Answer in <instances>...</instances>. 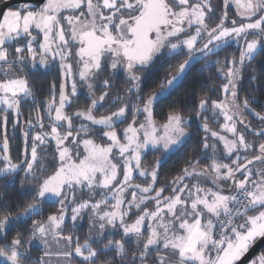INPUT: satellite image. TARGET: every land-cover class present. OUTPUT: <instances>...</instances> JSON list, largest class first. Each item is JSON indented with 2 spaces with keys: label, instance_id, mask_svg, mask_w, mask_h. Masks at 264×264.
<instances>
[{
  "label": "snow or ice",
  "instance_id": "snow-or-ice-1",
  "mask_svg": "<svg viewBox=\"0 0 264 264\" xmlns=\"http://www.w3.org/2000/svg\"><path fill=\"white\" fill-rule=\"evenodd\" d=\"M221 2L218 10L213 0H43L15 8L5 0L0 264H239L264 239V112L239 88L244 69L264 53V0ZM233 43L238 56L220 59ZM53 68L61 77L58 98L52 82L41 110L33 87ZM209 68L222 83L201 85L207 91L189 101L194 115H185L187 103L177 105L174 95L194 69ZM147 69L163 71L145 89ZM120 74L122 90L115 87ZM78 84L88 103L69 112ZM29 98L37 107L24 121V146L14 160L9 113L16 128ZM165 104L158 121L155 110ZM189 141L196 153L157 187L162 166L185 155ZM50 143L45 164L41 153ZM148 152L156 154L151 165L143 163ZM140 178L144 183L135 182ZM9 189L17 198L6 201ZM49 203L57 210L35 219ZM85 216L82 240L75 229ZM249 264H264V251Z\"/></svg>",
  "mask_w": 264,
  "mask_h": 264
},
{
  "label": "trees",
  "instance_id": "trees-1",
  "mask_svg": "<svg viewBox=\"0 0 264 264\" xmlns=\"http://www.w3.org/2000/svg\"><path fill=\"white\" fill-rule=\"evenodd\" d=\"M237 55L238 56V46L234 45V43L231 45V47H226L223 51L219 53V58L223 59L226 55ZM213 60L217 59L216 56L212 58ZM199 68V65L196 66ZM218 67V66H217ZM253 69L255 71H253ZM163 69H161L159 72L155 71L154 69H147L144 72V77L146 78L145 83V89H147L150 86H153V81H155L158 76L162 73ZM215 69L209 68L206 69L203 74H198L196 72V69L193 70V73L189 74L188 80L185 82V85L182 89H180L175 95L174 99L177 102V105H184L187 103V109L184 110L185 115H194L192 112V109H194L195 105L193 103H190L189 101L197 99L198 95L202 92H206L207 88H202L201 85L205 83L213 84V83H222L221 80H218L216 76L214 75ZM108 75L107 71L101 74V79L105 78ZM209 75H212V80H208ZM255 76V80L252 79V77ZM61 77L59 76V73L57 69H53L49 72V74L46 77L41 78L39 75L36 78V82L33 87V91L35 92L36 99L38 102H40L41 110H42V103L43 100L46 97H49L50 95V84L52 82H55L57 85V98L59 93V83H60ZM83 88V90H80L78 95L74 97V103L71 108L67 109L69 112L74 111L76 108L79 107H85L88 101L85 99L86 88L80 86ZM115 87L117 89H123L125 87L124 84V77L123 74H120L116 80H115ZM240 88V96L243 98L244 96L251 93L253 97H255L256 103H252L251 107L255 109L258 112H264V53H261L260 55L256 56V58L251 62L250 65H248L243 72L242 80L239 84ZM101 90H97V93H99ZM122 94V93H121ZM216 96L213 95V99H215ZM251 99V97H249ZM36 105H34L31 101V98H29L27 101H22L21 104V112L22 115L20 117V123L16 128H13V115L9 113V120L7 124V132L9 136V147H10V153L13 156L14 160L18 157L19 153L22 151L24 146L23 141V135L21 129L26 128V125L24 121L28 119L29 115H34L36 110ZM169 106L165 104L164 106H158L155 110V119L158 121H162L168 111ZM103 111V109H101ZM246 119H248L254 126L258 123L254 117L248 113L245 114ZM140 119H143V117H140ZM46 122V118H45ZM47 123V122H46ZM78 123V121H77ZM199 121H196L192 124V127L190 128V131L193 133L197 130V124ZM125 125H121L120 128L122 129L125 127ZM214 128L216 125H212ZM38 130V129H37ZM202 135V133H201ZM0 139H2V129H0ZM30 139V138H29ZM195 139V137H194ZM249 140L254 139L252 136L248 137ZM194 141H189V145L186 148V154L181 155L180 153H177L174 155L171 159L167 161L166 164L162 166L160 169V184L157 185L159 187L162 185L166 180H170L172 176L176 175L180 168L184 166V162L187 159L188 155H193L196 153V149L192 146ZM54 147V143H50L48 151L42 152L41 155L43 157V162L45 164H48V160L51 157L52 154V148ZM155 153L148 152L147 155L144 157L143 163L145 165H151L155 158ZM52 171L51 166L49 165V173ZM22 174V173H21ZM136 183H144L143 179H137L135 181ZM16 187H19V179L16 180ZM10 196L5 197L6 201L9 199L17 198V192L15 189H9ZM86 198V197H85ZM99 198V197H97ZM24 200H29V196L23 197ZM58 208V205L56 204H46L44 206V213L40 217H34L35 219H41L46 218L47 214L56 211ZM31 221H29V224ZM71 230V226L69 225V229ZM88 231V221L87 217L80 221V224L75 229V234L80 236L81 239L86 236ZM25 236L27 237V233H25ZM115 239H120V236L114 237ZM129 251H131V247L129 246ZM264 251V248L261 249V252ZM32 255L39 256L40 250L39 248L33 247L32 248ZM72 264H79V258H75L72 261Z\"/></svg>",
  "mask_w": 264,
  "mask_h": 264
},
{
  "label": "water",
  "instance_id": "water-1",
  "mask_svg": "<svg viewBox=\"0 0 264 264\" xmlns=\"http://www.w3.org/2000/svg\"><path fill=\"white\" fill-rule=\"evenodd\" d=\"M18 2H27L32 4L33 0H7V7L12 6L13 4ZM42 2L43 0H38L35 4L33 3L32 5L39 6ZM4 5H5V1L0 3V10L4 9ZM263 248H264V239H260L249 249V252L245 254V256L242 258L239 264H247L250 260L256 257Z\"/></svg>",
  "mask_w": 264,
  "mask_h": 264
},
{
  "label": "flooded vegetation",
  "instance_id": "flooded-vegetation-1",
  "mask_svg": "<svg viewBox=\"0 0 264 264\" xmlns=\"http://www.w3.org/2000/svg\"><path fill=\"white\" fill-rule=\"evenodd\" d=\"M3 1H5V0H0V3L1 2H3ZM38 0H33V2H32V4L34 3H36ZM22 3H27V2H18V3H15V4H13L12 6H9L8 8H15V7H17L19 4H22ZM43 3V2H42ZM41 3V4H42ZM213 3H214V5L217 7V9L219 10V8L222 6V2H221V0H213ZM40 4V5H41ZM39 5V6H40ZM38 7V6H37ZM235 15H236V12H235V6L233 5L230 9H229V17L230 18H232V17H235ZM53 69H56V68H53ZM52 69V70H53ZM107 71V70H106ZM108 73V72H107ZM104 77H105V75H104ZM81 88V87H80ZM81 89H83V88H81ZM86 90V89H85ZM97 90H102V89H97ZM255 126H257V127H259L260 125L257 123Z\"/></svg>",
  "mask_w": 264,
  "mask_h": 264
},
{
  "label": "rangeland",
  "instance_id": "rangeland-1",
  "mask_svg": "<svg viewBox=\"0 0 264 264\" xmlns=\"http://www.w3.org/2000/svg\"><path fill=\"white\" fill-rule=\"evenodd\" d=\"M35 34V33H34ZM234 45H236V44H234ZM238 46V45H237ZM74 71H75V68H74ZM70 87H71V81L69 80V82H68V89H69V91H70ZM80 90H83V89H81L80 88V85L78 84V93L80 92ZM247 264H249V262L247 263Z\"/></svg>",
  "mask_w": 264,
  "mask_h": 264
}]
</instances>
